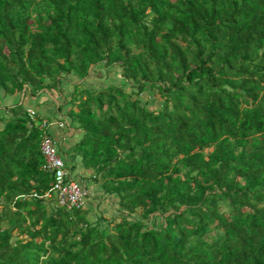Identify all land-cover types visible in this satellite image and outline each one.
Segmentation results:
<instances>
[{"label": "trees", "instance_id": "trees-1", "mask_svg": "<svg viewBox=\"0 0 264 264\" xmlns=\"http://www.w3.org/2000/svg\"><path fill=\"white\" fill-rule=\"evenodd\" d=\"M101 64L131 90L76 83L69 115L74 151L119 197L120 220L107 230L86 208L20 197L54 175L36 120L8 107L0 264H264V0H0L5 93ZM154 89L158 110L140 98Z\"/></svg>", "mask_w": 264, "mask_h": 264}, {"label": "crops", "instance_id": "crops-1", "mask_svg": "<svg viewBox=\"0 0 264 264\" xmlns=\"http://www.w3.org/2000/svg\"><path fill=\"white\" fill-rule=\"evenodd\" d=\"M77 80L80 81L81 79H75L71 74L66 75L59 87H46L36 95H32L29 90L9 94L0 89V118L7 119L13 114L12 110H7L8 107L23 103V108L25 110L34 107L37 109L38 115L50 119L53 122L51 134L59 152L67 162L71 176L78 179L88 188L93 182L89 179V175L93 172V169L85 168L81 156L74 151L76 142L79 141L82 136V130L77 128L73 118L69 115V109L72 104L67 103L70 100V96L64 92L68 84L75 83ZM54 92H59L60 94L64 92L63 98H67V101L62 100L61 104L56 103L57 99L54 97ZM1 122L0 120V123ZM60 124L65 125L61 126ZM88 189L89 192H91L92 189L95 190L93 186H90ZM104 193L113 195L107 192Z\"/></svg>", "mask_w": 264, "mask_h": 264}, {"label": "rangeland", "instance_id": "rangeland-1", "mask_svg": "<svg viewBox=\"0 0 264 264\" xmlns=\"http://www.w3.org/2000/svg\"><path fill=\"white\" fill-rule=\"evenodd\" d=\"M121 71L122 69L118 65L107 66L101 64L96 67H92L88 76L81 79L80 81L77 80L75 83H71L70 85L68 84L65 87L64 92H66L70 96V100L67 103H73L71 101V98L73 93L75 92L76 83H81V88L89 87L95 90H100L110 84H115L123 86L126 91H130L133 84L131 81L122 77ZM64 92H62V94H60L59 92H54V97L55 99H57L56 103L61 104L62 100L67 101V98H63ZM140 98L141 101L151 109L158 110L162 107L163 99L156 89L145 91L140 95ZM94 175L95 174L93 171L89 175V179L93 181L90 186H93L95 190H91L90 195L87 198V204L85 208L88 209V216L92 221L101 222V226L108 230L112 227L113 222L120 220V212L122 211L119 207V197H116V195H108L104 193L105 190L100 184V180L98 181L96 178H94ZM46 203L51 207L53 206L52 202ZM138 216H140L139 211L133 215V218ZM148 222L152 225L154 224L155 226H161L165 223V216H161L158 214L151 215V217L148 219Z\"/></svg>", "mask_w": 264, "mask_h": 264}, {"label": "built area", "instance_id": "built-area-1", "mask_svg": "<svg viewBox=\"0 0 264 264\" xmlns=\"http://www.w3.org/2000/svg\"><path fill=\"white\" fill-rule=\"evenodd\" d=\"M30 91V90H29ZM28 116L36 120V124L42 130L41 152L44 156L43 169L54 175L51 187L44 193L33 192L23 194V199H44L52 202L53 207H63L69 210L82 209L86 207L89 189L78 179L71 176L64 157L59 152L56 142L51 134L53 122L44 117H38V111L34 107L27 110ZM64 126L65 124H60Z\"/></svg>", "mask_w": 264, "mask_h": 264}]
</instances>
